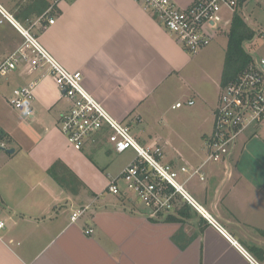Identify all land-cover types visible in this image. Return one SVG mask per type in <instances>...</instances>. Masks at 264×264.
<instances>
[{"label":"crops","instance_id":"obj_1","mask_svg":"<svg viewBox=\"0 0 264 264\" xmlns=\"http://www.w3.org/2000/svg\"><path fill=\"white\" fill-rule=\"evenodd\" d=\"M173 1L181 8L196 2ZM0 3L10 7L14 17L19 15L15 18L25 21L68 70L81 71L87 91L115 118L129 125L143 146L158 144L163 149L157 138L149 142L142 136V124L172 96H187L176 101L183 102L181 107L172 105L185 116L204 114V106H215L211 114L214 119L227 46L211 42L197 53L188 52L137 0H61L50 14L54 23L48 18L38 20L53 0ZM23 42L15 26L1 22L0 50L6 56L0 57V62ZM196 70L200 71V82L194 81ZM34 79L39 84L33 100L34 115L28 117L10 103V98L14 88ZM190 100L193 104L188 103ZM70 107L71 101L62 95L46 67L31 68L22 62L9 77L0 80V131L9 135L0 137V213L6 221L0 233V264H252L178 193L172 199L173 207L157 214L145 204H137L128 192L109 193L111 179L131 161L118 174H112L111 161L105 155L112 149L104 148L105 154L95 149L108 143L105 135L75 149L60 129V119ZM212 130L201 134L204 140ZM87 149L97 154H88ZM206 158L207 152L177 148L167 153L164 163L176 169L189 167V172L180 171L179 181L233 239L264 264L256 249L253 253L240 239L257 229L261 239L254 246L264 252V207L259 209L264 204L257 202L258 194L254 199L243 194L247 200L241 201L240 184H229L232 174L236 176L235 169L227 167L228 163L205 162ZM57 161L81 180L76 192L63 187L49 173ZM197 168L204 172V180L194 174ZM262 188L258 191L263 192ZM252 200L256 208L249 211L246 206ZM84 208L73 220V213ZM88 229L93 231L87 233ZM181 233L182 242L190 237L185 248L175 240Z\"/></svg>","mask_w":264,"mask_h":264},{"label":"built area","instance_id":"obj_2","mask_svg":"<svg viewBox=\"0 0 264 264\" xmlns=\"http://www.w3.org/2000/svg\"><path fill=\"white\" fill-rule=\"evenodd\" d=\"M61 0H53L52 5L38 19H55L50 13ZM153 12L165 28L174 34L177 41L190 53H197L211 41V34L218 31L222 21V9H230L233 14L246 0H196L187 8H181L173 0H137ZM0 23L10 22L24 37L21 47L12 51L0 62V77L14 71L19 63L28 62L31 68H48L62 95L71 101V107L60 119V129L75 149H82L88 140L105 135L111 149L120 154L133 149L136 158L121 173L112 178L107 191L113 194L134 191L138 198L152 210V214L168 211L173 207L172 199L178 193L197 209L212 225L229 238L252 264H259L248 250L233 239L215 217L209 214L179 181V173L189 172L187 166L176 169L163 162V149L158 144L143 146L132 134L129 125L115 118L83 85L81 71H70L59 62L41 43L30 27L23 26L12 13L0 3ZM264 41V30L256 31V38ZM250 41V42H251ZM38 79L12 91L10 103L26 116L34 115L33 100ZM189 104H193L190 100ZM183 102L175 106L181 107ZM264 123V57L253 56L251 64L234 81L221 87L219 104L214 112L212 133L205 141L208 155L205 162L227 161L240 137L252 126ZM204 180L200 168L194 170ZM124 184V185H123ZM168 188H171L170 190ZM86 208L75 211V220ZM6 221L0 213V233ZM93 229H88L91 233Z\"/></svg>","mask_w":264,"mask_h":264},{"label":"rangeland","instance_id":"obj_3","mask_svg":"<svg viewBox=\"0 0 264 264\" xmlns=\"http://www.w3.org/2000/svg\"><path fill=\"white\" fill-rule=\"evenodd\" d=\"M7 8L10 13H14L10 10V7ZM239 10L249 25L258 33L264 30V0H248L246 3L239 6ZM232 19L233 12L227 8L222 9V21L218 22L215 27H220V29L211 34L210 44L211 42L212 44L214 42L215 45L219 44L220 47L227 46L228 32L230 30ZM20 23L23 26L28 27L25 21L22 22L20 20ZM245 47L252 56L264 57V41L262 38L258 37L255 42L251 41L245 43ZM8 50L10 51V49ZM5 56L6 52L4 53V51L1 52L0 50L1 59ZM9 76L10 74L2 79ZM193 77L194 81H202L199 70L195 71ZM6 87V90L8 91L9 87L7 84ZM186 98L187 96H172L166 99L163 103L164 106H160V109L154 112L153 117L150 118V116H147L142 124L144 130L142 136L149 142L153 141L154 138H157L163 146V162H165V156L167 153L175 151L177 148H181L183 151L187 152H207L208 155L205 140L201 134L205 131L208 133L211 132L214 122L211 114L212 109L215 106H204V114L201 112L200 115L192 114L185 116L181 113L180 109H174L172 105L175 104L177 100H184ZM104 148H109L111 150L110 143L108 142L104 147L99 146L95 149H99V153H104ZM89 152L97 154L95 151L87 149L86 153L90 154ZM105 155L108 156V159L111 161L110 172L115 175L118 174L125 165L136 158V153L133 149H128L120 154L111 150L109 154L106 153ZM230 160H232V162ZM219 163H228L226 164L227 167L230 165L232 171L235 169L236 176L232 177L234 176V174H232L230 177V172L229 175H226V178L227 176L232 178L229 182L230 185L237 182V185L240 184V187H242L240 192L241 196H238L241 201L245 202L247 200V198L244 197L246 195H248L250 199H254L255 194H258L256 197L258 198L256 199L257 202L264 204V201L260 202V198L264 200V197L259 193L262 191H258L264 186V123L257 127H250L236 142L227 161L221 160ZM235 178L237 180H235ZM178 179L180 180V178ZM262 184L263 186H261ZM252 185L254 187L250 188L249 186ZM262 189H264V187ZM127 192L132 198H135L137 204L144 205L143 201L138 198L134 191L128 190ZM262 193L264 195V191ZM262 207H264V205L259 206V209H262ZM246 208L249 211L251 209L253 211V208H256L253 206V200L250 202L249 206H246ZM246 208L243 209L246 210ZM262 225L264 226V224ZM252 231L253 235H250V237L240 238L249 248L259 243L261 239V233L258 232L257 229H252Z\"/></svg>","mask_w":264,"mask_h":264},{"label":"trees","instance_id":"obj_4","mask_svg":"<svg viewBox=\"0 0 264 264\" xmlns=\"http://www.w3.org/2000/svg\"><path fill=\"white\" fill-rule=\"evenodd\" d=\"M15 17L19 19V15H15ZM255 35H256V30L249 25V23L246 21V19L240 12L239 7H237L235 13L233 14L230 30L228 32L225 61L221 76L222 87H224L229 82L234 81L236 78H238L239 74L244 69H246L253 61V56L246 49L245 43L253 40ZM0 137L6 138L9 137V135L1 130ZM230 161L232 162V160ZM49 173L63 187L70 189L74 192L77 191L78 188L77 182H81V180L73 173L72 170H70L61 161L55 162L49 168ZM178 236L175 237L177 244L180 247L185 248L190 240V237L183 239L182 242V236L184 237V235L181 233L180 238ZM249 249L253 251V253L254 250L256 249L255 253L261 258H264L263 249L255 246Z\"/></svg>","mask_w":264,"mask_h":264},{"label":"water","instance_id":"obj_5","mask_svg":"<svg viewBox=\"0 0 264 264\" xmlns=\"http://www.w3.org/2000/svg\"><path fill=\"white\" fill-rule=\"evenodd\" d=\"M9 151L13 152V151H14V149H10Z\"/></svg>","mask_w":264,"mask_h":264}]
</instances>
